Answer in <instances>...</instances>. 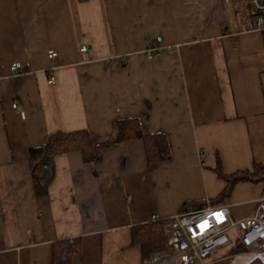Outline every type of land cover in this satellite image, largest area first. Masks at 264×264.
<instances>
[{
    "label": "crops",
    "instance_id": "1",
    "mask_svg": "<svg viewBox=\"0 0 264 264\" xmlns=\"http://www.w3.org/2000/svg\"><path fill=\"white\" fill-rule=\"evenodd\" d=\"M249 15L243 1L0 0V264H51L53 242L68 237L81 239L80 264H144L132 225L208 205L226 184L217 158L225 174L264 167V33L247 29ZM149 43L171 49L148 59ZM127 117L165 134L167 160L148 164L141 139L92 164L59 154L35 195L31 147L78 129L113 142ZM263 194L262 182L239 181L222 202L241 219Z\"/></svg>",
    "mask_w": 264,
    "mask_h": 264
},
{
    "label": "built area",
    "instance_id": "2",
    "mask_svg": "<svg viewBox=\"0 0 264 264\" xmlns=\"http://www.w3.org/2000/svg\"><path fill=\"white\" fill-rule=\"evenodd\" d=\"M224 3L245 2L250 8L247 29L264 33V0H222ZM86 46L81 47L85 51ZM170 46L149 43L144 52L148 59L170 50ZM49 59L57 57L54 49L47 51ZM23 65L14 61L9 65L13 75L21 73ZM47 82H54L51 71ZM264 103V101H263ZM12 108L24 119L25 112L17 101ZM229 206L223 202L197 209L178 211L168 218L153 214L151 221L163 220L162 234L165 250L144 261L171 264H264V194L258 199L252 215L234 219ZM240 245L241 251L232 252Z\"/></svg>",
    "mask_w": 264,
    "mask_h": 264
},
{
    "label": "trees",
    "instance_id": "3",
    "mask_svg": "<svg viewBox=\"0 0 264 264\" xmlns=\"http://www.w3.org/2000/svg\"><path fill=\"white\" fill-rule=\"evenodd\" d=\"M85 1V0H79ZM117 136L113 142L94 143L86 129H78L68 132L56 131L51 133L47 141L39 146L29 149L28 164L30 167L31 182L36 196L47 194L48 185L55 174V156L63 153L77 152L84 163H94L103 148L114 143L141 139L148 164L165 161L170 156L168 142L164 133L156 132L144 134L136 117H127L115 120ZM214 171L217 176L225 181L221 192L210 199L208 205L221 203L227 199L235 184L239 181L262 182L264 189V167L253 164L252 170H240L235 173L225 174L220 160L217 158ZM203 199L185 201L180 211L197 209L206 206ZM164 221H148L134 224L130 228V244L139 246L141 260L145 261L154 253L165 250V242L162 234ZM242 247L236 245L232 252L241 251ZM81 263V239L68 237L53 242L51 250V264H80Z\"/></svg>",
    "mask_w": 264,
    "mask_h": 264
},
{
    "label": "water",
    "instance_id": "4",
    "mask_svg": "<svg viewBox=\"0 0 264 264\" xmlns=\"http://www.w3.org/2000/svg\"><path fill=\"white\" fill-rule=\"evenodd\" d=\"M158 253H154L153 256L157 255Z\"/></svg>",
    "mask_w": 264,
    "mask_h": 264
}]
</instances>
